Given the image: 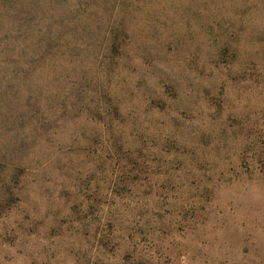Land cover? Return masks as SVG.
Returning a JSON list of instances; mask_svg holds the SVG:
<instances>
[{
    "label": "rangeland",
    "instance_id": "1",
    "mask_svg": "<svg viewBox=\"0 0 264 264\" xmlns=\"http://www.w3.org/2000/svg\"><path fill=\"white\" fill-rule=\"evenodd\" d=\"M0 264H264V0H0Z\"/></svg>",
    "mask_w": 264,
    "mask_h": 264
}]
</instances>
